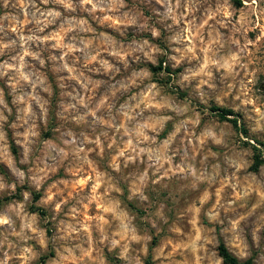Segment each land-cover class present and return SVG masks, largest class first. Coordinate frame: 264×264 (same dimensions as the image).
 I'll list each match as a JSON object with an SVG mask.
<instances>
[{
	"label": "rangeland",
	"instance_id": "obj_1",
	"mask_svg": "<svg viewBox=\"0 0 264 264\" xmlns=\"http://www.w3.org/2000/svg\"><path fill=\"white\" fill-rule=\"evenodd\" d=\"M240 1L0 0V264H223L218 237L264 264V0Z\"/></svg>",
	"mask_w": 264,
	"mask_h": 264
},
{
	"label": "trees",
	"instance_id": "obj_2",
	"mask_svg": "<svg viewBox=\"0 0 264 264\" xmlns=\"http://www.w3.org/2000/svg\"><path fill=\"white\" fill-rule=\"evenodd\" d=\"M235 5L240 6L241 5V1L240 0H234ZM161 69V68H159ZM164 70L166 71V73H170L168 69L164 68ZM152 71H154V68H152ZM211 111H213L218 117H220L221 119H227L228 116H233V112L230 110H225V109H221L218 107H212ZM231 122L233 123V125L235 127H237V120L236 119H232ZM241 133L243 134V136L245 138H249V134L248 131L244 128L240 129ZM11 143V147L13 150V153H16L15 147H14V142L13 140H10ZM256 143H258L256 141ZM253 149L255 151L258 152V154H254V163L252 165V169L254 171H257L259 169V167L261 165L264 164V152L260 151L259 149H257L255 146H252ZM39 199V194L34 193L33 194V204H31L29 206V210L32 213H37L40 216H45L46 212L44 211V209H42L41 207H37L34 205V203ZM2 201H9V198H5ZM0 200V206H1V202ZM47 234L50 237L51 235V230H47ZM154 244V242L152 243V245ZM217 253L218 256L221 258L223 264H252V260L246 259V260H239L235 255H233L228 248L226 247V245L224 244L223 240L218 237V245H217ZM54 256V252L52 251V249L49 248V251L47 252V254L41 256L38 261L34 264H46V262L48 261V259L52 258ZM145 264H152V261L150 260V257H148L147 261Z\"/></svg>",
	"mask_w": 264,
	"mask_h": 264
}]
</instances>
